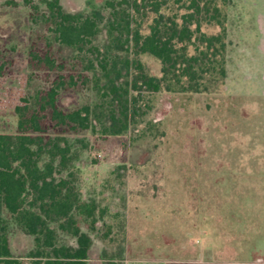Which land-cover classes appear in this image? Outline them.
Here are the masks:
<instances>
[{
  "label": "rangeland",
  "instance_id": "rangeland-1",
  "mask_svg": "<svg viewBox=\"0 0 264 264\" xmlns=\"http://www.w3.org/2000/svg\"><path fill=\"white\" fill-rule=\"evenodd\" d=\"M45 1L0 0V64L13 62L0 78L3 134L17 132L15 108L57 74L29 67L31 44L66 62L64 74L81 72V54L54 41ZM105 1L59 0L67 13L101 11L107 18ZM179 6L167 0L161 13L180 18ZM225 9L223 84L200 94H135L140 111L119 136L64 135L72 155L63 176L71 172L82 199L102 213L92 230L78 220L92 241L86 264H264V0H229ZM154 18L136 16L143 35ZM100 27L94 43L102 49ZM202 31L214 35L217 28ZM140 61L160 77L159 61L147 55ZM96 102L91 86L80 82L58 91L57 106L66 113ZM59 243L75 246L63 234ZM9 246L15 257H26L33 238L10 224Z\"/></svg>",
  "mask_w": 264,
  "mask_h": 264
},
{
  "label": "trees",
  "instance_id": "trees-1",
  "mask_svg": "<svg viewBox=\"0 0 264 264\" xmlns=\"http://www.w3.org/2000/svg\"><path fill=\"white\" fill-rule=\"evenodd\" d=\"M44 3L54 41L81 54V72L64 74L67 63L58 64L50 49L29 47V67L57 74L47 89L15 108L17 132L0 133V264H24L25 258L32 264H86L92 241L78 220L87 221L92 230L102 213L95 201L82 199L71 172L63 176L72 155L65 134L122 135L140 111L135 94L206 93L226 78L229 0H175L183 10L180 18L161 13L167 0H106L107 18L101 11L67 13L59 0ZM148 13L155 18L143 35L136 16ZM101 25L107 39L102 49L94 43ZM204 25L217 33L207 35ZM144 55L159 61L160 77L148 74L140 61ZM7 66L13 62L0 64V78ZM79 82L91 86L97 102L63 112L57 106L58 91ZM10 224L33 238L34 248L26 257H15L10 250ZM60 234L71 237L75 246L61 245Z\"/></svg>",
  "mask_w": 264,
  "mask_h": 264
}]
</instances>
